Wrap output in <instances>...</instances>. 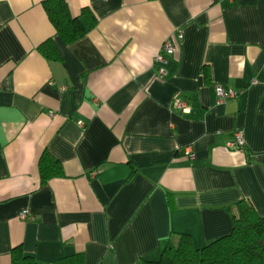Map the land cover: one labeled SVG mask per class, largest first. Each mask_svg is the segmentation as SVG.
Returning <instances> with one entry per match:
<instances>
[{
  "label": "crops",
  "instance_id": "obj_1",
  "mask_svg": "<svg viewBox=\"0 0 264 264\" xmlns=\"http://www.w3.org/2000/svg\"><path fill=\"white\" fill-rule=\"evenodd\" d=\"M43 1L0 0V264L16 246L38 264H138L178 233L227 234L240 199L264 215V0H64L96 20L70 44ZM216 85L237 95L217 102ZM44 151L63 175L42 185Z\"/></svg>",
  "mask_w": 264,
  "mask_h": 264
},
{
  "label": "trees",
  "instance_id": "obj_2",
  "mask_svg": "<svg viewBox=\"0 0 264 264\" xmlns=\"http://www.w3.org/2000/svg\"><path fill=\"white\" fill-rule=\"evenodd\" d=\"M46 15L63 43L70 44L92 28L96 20L84 8L79 16H72L64 0H44ZM38 51L48 60H58L60 53L51 38L43 41ZM40 184L63 175L60 162L47 151L38 160ZM169 202V199H168ZM231 230L202 247H196L190 235L178 233L169 241L157 259H142L138 264H264V215L258 214L247 199H240L228 207ZM11 264H38L20 246L11 250ZM55 264H84L82 253L61 257Z\"/></svg>",
  "mask_w": 264,
  "mask_h": 264
},
{
  "label": "built area",
  "instance_id": "obj_3",
  "mask_svg": "<svg viewBox=\"0 0 264 264\" xmlns=\"http://www.w3.org/2000/svg\"><path fill=\"white\" fill-rule=\"evenodd\" d=\"M180 37H181V34H178L176 36V38H178V39ZM176 48H177V44H176L174 38L173 39H166L163 42L159 52L154 56V59H153V62L157 68L158 75L163 76L165 74L163 64L166 63L167 57L169 55H172L176 51ZM215 91H216V95H217V102H223L224 100L229 99V98H234L237 95L236 91H233L231 89H225L219 85L215 86ZM174 106L176 108L180 109L181 111H188V108H189L186 101L183 99H177L174 103ZM77 123L79 125L82 124L80 121ZM226 146H227V148H230V149H241L243 147V139H242L241 134L236 133L234 135V137L227 142ZM184 149H185L184 152H185L186 156L191 158L192 153H191L190 146L187 145L184 147ZM19 218H21V219H27V218L32 219L33 217L28 215L27 210H23L19 213Z\"/></svg>",
  "mask_w": 264,
  "mask_h": 264
}]
</instances>
